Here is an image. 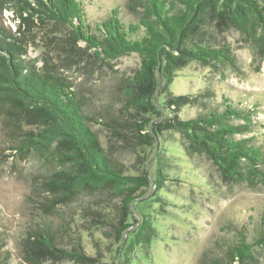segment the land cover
<instances>
[{
    "label": "rangeland",
    "instance_id": "obj_1",
    "mask_svg": "<svg viewBox=\"0 0 264 264\" xmlns=\"http://www.w3.org/2000/svg\"><path fill=\"white\" fill-rule=\"evenodd\" d=\"M82 1L92 26L112 8H118L123 21L136 20V13L127 7L128 0ZM1 22L15 27L9 11L0 14ZM216 42L231 49L236 68L221 65L215 69L190 62L173 78L165 94L156 91L153 104L163 110L168 92L194 93L209 84L217 100L223 95L257 106V119L264 124V58L233 29L216 34ZM26 43L27 58L71 82L84 101L83 112L91 118L89 126L111 161L125 174L148 175L149 182L136 192L127 218H123L121 198L108 190H86L67 198L61 192L52 193L43 181L53 175L57 162L11 149L22 117L0 108V235L2 253L8 255L6 264H216L215 259L226 260L227 244L237 230L244 228L253 239L264 227V183L253 187L245 182L225 183L205 156L186 152L176 131L155 132L153 141L145 142L141 135L149 132V127L139 131L137 125L146 120L158 122L169 113L164 109L159 117L146 111L133 116V110L124 111L126 86L141 63L138 55L95 58L84 41L73 40L69 28L54 20L34 27ZM194 114L189 105L181 109L182 118ZM117 130L122 134L114 132ZM259 133L264 139V128ZM158 170L162 173L159 184L154 181ZM46 201V215L54 224L66 226L57 244H72L84 259L24 254L22 238L30 227L39 225L44 212L41 204ZM143 219L154 227L153 236L147 245L134 244L131 232ZM120 222L130 226L117 235ZM253 253L252 264H264V244Z\"/></svg>",
    "mask_w": 264,
    "mask_h": 264
},
{
    "label": "trees",
    "instance_id": "obj_2",
    "mask_svg": "<svg viewBox=\"0 0 264 264\" xmlns=\"http://www.w3.org/2000/svg\"><path fill=\"white\" fill-rule=\"evenodd\" d=\"M83 7L82 0H0V14L9 11L15 26L0 23V108L22 117L11 149L57 162L53 175L43 181L46 190L61 192L65 198L86 190H108L121 198L123 218H127L136 192L149 182L148 175L125 174L111 161L89 126L91 118L83 112L84 101L71 82L53 69L38 66L36 59L27 58V35L52 20L67 26L73 40L84 41L95 58L138 55L141 63L126 86L124 111L133 110V116L140 111L157 117L164 109L169 113L158 122L146 120L137 125L139 131L149 127V132L141 135L147 144L155 132L173 130L182 138L186 152L205 156L225 183L245 182L252 187L264 183V139L259 138L264 124L257 119V106L223 95L217 100L209 84L194 93L168 92L163 110L152 102L156 91L165 94L173 78L190 62L215 69L221 65L237 67L231 49L216 42L220 32L235 30L264 58L263 0H128L127 7L136 13L134 22L123 21L118 8H112L94 26L87 22ZM185 105L194 108L193 116L181 117ZM161 177L158 170L154 181L161 183ZM44 205L39 225L30 227L22 238L24 254L84 259L72 244L59 247L57 237L66 226L54 224L46 215L49 203ZM119 224L117 235L130 226ZM153 233L154 227L143 219L131 232V241L147 245ZM1 238L0 264H6L8 255L2 253ZM263 244L264 227L253 239L244 228L237 230L227 244L226 260L215 262L252 264L253 250Z\"/></svg>",
    "mask_w": 264,
    "mask_h": 264
}]
</instances>
